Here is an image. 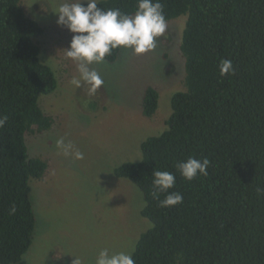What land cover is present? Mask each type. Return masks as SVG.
Returning <instances> with one entry per match:
<instances>
[{
    "label": "trees",
    "instance_id": "16d2710c",
    "mask_svg": "<svg viewBox=\"0 0 264 264\" xmlns=\"http://www.w3.org/2000/svg\"><path fill=\"white\" fill-rule=\"evenodd\" d=\"M23 0H0V264H18L34 241L33 179L49 165L32 157L27 136L51 129L39 104L58 87L36 39L45 29ZM166 21L188 15L181 51L186 89L173 95L167 129L142 143L140 161L116 168L138 185L152 227L132 253L135 264H264V0H160ZM98 7L133 14L137 0H100ZM121 48L105 58L114 62ZM230 59L234 72L220 75ZM159 91L149 86L143 113L152 117ZM189 157L207 158L208 175L186 180L177 170ZM154 170L176 176L183 202L161 207ZM258 189L260 190L258 192ZM15 208V212L12 209Z\"/></svg>",
    "mask_w": 264,
    "mask_h": 264
},
{
    "label": "rangeland",
    "instance_id": "374dc122",
    "mask_svg": "<svg viewBox=\"0 0 264 264\" xmlns=\"http://www.w3.org/2000/svg\"><path fill=\"white\" fill-rule=\"evenodd\" d=\"M64 2H22L28 16L45 29L36 41L41 60L56 72L58 87L39 97L44 112L55 118L53 127L27 136L31 156L43 158L49 167L31 181L37 224L33 244L18 264H95L103 249L133 253L152 222L142 215L147 205L142 189L115 170L142 159V143L167 129L173 95L186 89L181 44L188 15L166 21L154 51L137 56L121 48L116 61L90 65L104 81L95 95H88L86 85L75 87L71 81L80 76L77 62L66 56L73 33L59 26L52 12ZM149 86L160 94L152 117L142 108ZM60 138L83 158L65 156L56 147Z\"/></svg>",
    "mask_w": 264,
    "mask_h": 264
},
{
    "label": "clouds",
    "instance_id": "9594fccd",
    "mask_svg": "<svg viewBox=\"0 0 264 264\" xmlns=\"http://www.w3.org/2000/svg\"><path fill=\"white\" fill-rule=\"evenodd\" d=\"M97 0H65L54 12L57 24L73 33L66 56L77 62L79 78H73L71 83L80 88L87 86V93L93 96L101 88L104 81L99 73L90 69L93 63H103L114 49H130L135 55H143L154 51L157 40L167 29V22L160 0H137L136 10L128 14L118 8L104 9L98 7ZM234 72L230 59H224L220 64V75ZM8 121V116L0 114V128ZM57 149L65 156L73 155L82 159L83 154L73 151L71 143H65L63 138L56 140ZM210 161L189 157L179 162L177 170L188 181L198 175H208ZM153 198H159L161 193L167 195L160 200L161 207H172L183 202L179 192H170L174 188L176 176L169 171L154 170L152 174ZM260 190L258 189V192ZM15 212V208L12 209ZM74 264H80L75 260ZM95 264H135L131 253H111L103 249L96 257Z\"/></svg>",
    "mask_w": 264,
    "mask_h": 264
}]
</instances>
